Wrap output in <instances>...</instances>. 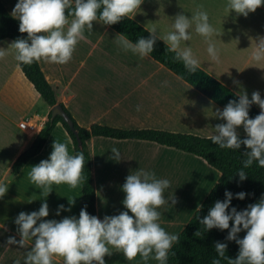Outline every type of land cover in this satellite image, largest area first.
Returning a JSON list of instances; mask_svg holds the SVG:
<instances>
[{
	"label": "crops",
	"instance_id": "1",
	"mask_svg": "<svg viewBox=\"0 0 264 264\" xmlns=\"http://www.w3.org/2000/svg\"><path fill=\"white\" fill-rule=\"evenodd\" d=\"M1 2L12 16L18 0ZM226 3L227 0H144L134 20L149 31L155 29L159 36L172 30L173 19L178 14L191 18L202 5L216 29L211 39L219 51V63L210 58L208 44L204 37L195 33L194 25L189 29L192 39L183 42L181 47H190L200 68L236 94L246 92L251 99L252 93L259 91L264 99V62L257 64L250 59L252 42L264 37V7L244 17L234 11L225 12ZM117 35L109 25L97 21L93 31L85 30L86 39L78 43L70 62L61 65L38 61L57 94L58 103L81 127L90 128L96 124L123 130L151 129L210 138L215 134L216 125L226 123L215 116L216 110H223L220 106L149 55L141 57L125 51L116 43ZM12 42L3 40L0 48L7 49ZM253 106L260 110L257 105ZM52 108L22 72L14 50H9L0 59V182L9 189L0 199V264H16V261L25 264L26 253L34 243L30 241L25 248L7 244L9 237L21 239L15 223L21 212L39 211L46 199L49 205L47 220L79 218L81 185L76 188L67 184L53 185L51 194L46 197L29 178L30 167L49 159L55 140L70 141L69 151L74 155L73 142L61 124L55 127L41 153L16 177H10L13 164L34 143ZM23 121L37 124V131L29 133L22 129ZM238 132L246 135L242 127ZM88 145L97 217L101 221L105 216L127 211L122 203L125 199L122 187L127 176L140 168L170 181V187L164 193L168 203L158 209L159 223L169 234L179 236L195 214L194 210H189L194 180H198L199 188H206L203 203L221 177L220 172L204 159L155 142L96 137L90 139ZM114 147L121 153L119 162L110 159ZM174 197L176 202L173 204ZM60 205L64 210H60ZM105 259L106 264H145L139 256L135 261H128L114 248ZM62 260L55 257L54 264H62ZM147 264L159 262L154 263L150 258Z\"/></svg>",
	"mask_w": 264,
	"mask_h": 264
},
{
	"label": "clouds",
	"instance_id": "2",
	"mask_svg": "<svg viewBox=\"0 0 264 264\" xmlns=\"http://www.w3.org/2000/svg\"><path fill=\"white\" fill-rule=\"evenodd\" d=\"M143 3L144 0H18L12 16L19 20V31L27 34V39L18 38L7 49L0 48V59L9 50H14L15 59L20 64L30 65L41 60L67 64L78 43L86 39L85 30L93 31L94 22L100 21L110 26L124 19L132 20ZM261 7H264V0H227L224 10L247 17ZM173 20L172 30L166 34L157 36V31L152 29L149 31L150 38L140 37L136 43L123 34H118L115 41L125 51L146 57L153 53L157 39L162 40L167 50L175 54L174 60L181 61L188 72L196 73L200 67L199 61L190 47H181L183 42L192 39L189 29L194 25L195 33L204 37L208 44L210 58L219 63V51L211 39L216 29L202 5L191 18L178 14ZM257 40H254V44L252 42L250 59L259 64L264 62V37ZM238 96V103L229 101L222 111H215L216 118L226 123L216 125L215 134L210 139L225 149L239 150L242 145L246 146L247 151L243 153L246 159L237 173L244 181L248 177L244 168H250L254 162L264 168V99L259 91H254L251 99L246 92L238 93ZM253 104L261 111L255 118H250L249 110ZM241 127L246 133L243 139L238 132ZM69 144L70 141L55 140L49 159L30 167L31 182L42 189L46 197L51 194L53 185L67 184L76 188L86 181L83 172L85 156L82 151L70 154ZM111 153L110 159L119 162V149L114 147ZM169 187L170 181L157 178L154 172L140 168L131 172L122 187L125 193L122 203L127 211L105 216L103 221L90 215L86 207L80 211L79 218L72 216L60 221L47 220L49 205L45 199L39 211L30 214L21 212L18 215L15 223L21 239L17 241L9 237L7 244L25 248L30 241H34L26 253L25 264H54L55 257L63 258L62 264H106L105 258L113 248L121 251L128 261H135L139 256L145 264L150 258L159 264H167L169 252L179 241L178 235L169 234L159 223L161 214L158 209L168 203L164 193ZM8 190V186L0 182V199ZM246 195L240 192L235 198L244 200ZM225 196L224 201L215 202L200 223L203 231L214 228L230 230L226 239L235 241L239 245V252L237 258H229L225 255L227 244L216 242L215 251L220 259H214L212 264H221V259H226L227 264H264V196L241 211L231 207V192L226 191ZM175 202L174 197L172 203ZM59 208L64 210L63 205ZM230 222H234L231 228ZM203 231H197L195 235L200 237ZM241 231L246 235L239 239ZM16 264L20 262L16 261Z\"/></svg>",
	"mask_w": 264,
	"mask_h": 264
},
{
	"label": "trees",
	"instance_id": "3",
	"mask_svg": "<svg viewBox=\"0 0 264 264\" xmlns=\"http://www.w3.org/2000/svg\"><path fill=\"white\" fill-rule=\"evenodd\" d=\"M110 27L118 34L126 35L133 43H136L140 37L145 39L151 37L149 30L147 31L145 27L134 19H124L118 24L110 25ZM18 38L27 39V34L20 33L19 20L10 15L0 0V42L6 39L15 41ZM174 55V53L167 50V46L162 40L157 39L154 51L149 56L222 109L225 108L229 101L235 100L237 103L239 102L238 94L232 89L200 67L196 73L188 72L181 61L174 60ZM20 68L50 107L61 105L64 108L73 121L76 133L71 130L68 123L62 117L57 116L52 120V114H50L48 121L34 143L13 164L10 172L11 178L16 177L31 159L41 153L55 127L61 124L73 142L74 155L82 151L85 156L86 163L83 172L86 181L81 185V210L86 207L90 215L97 217V196L88 145L90 139L104 137L117 140L133 139L150 141L193 154L204 159L209 166L219 171L221 177L193 218L180 233L179 241L174 244L169 252L167 264H212L214 259H220L215 251L216 242L227 244L225 255L232 259L237 258L239 245L235 241L226 239L230 230L221 231L214 228L210 231H203L200 220L208 215L209 210L214 206L216 201H224L226 199V191L233 194L231 207H235L238 211L246 209L248 205L258 202L264 196V168H260L257 162H254L250 168L243 169L248 175L246 180L241 181L237 175L238 171L243 168V161L246 159L243 154L247 151L246 146L242 145L239 150L225 149L214 144L210 138L151 129L123 130L96 124L90 128H83L76 122L68 110L58 103L57 94L48 82L39 62H34L30 65L20 64ZM259 113L260 110L252 105L249 110L250 118H255ZM240 137L243 139L246 136L240 135ZM78 139L81 140L82 146H79ZM240 192L247 194L244 200L235 198L236 194ZM231 207L229 208V213L231 212ZM233 223L230 222V228ZM197 231H203V235L197 237L195 235ZM245 235L246 232L241 231L238 234V238L242 239ZM221 264H227V260L221 259Z\"/></svg>",
	"mask_w": 264,
	"mask_h": 264
},
{
	"label": "rangeland",
	"instance_id": "4",
	"mask_svg": "<svg viewBox=\"0 0 264 264\" xmlns=\"http://www.w3.org/2000/svg\"><path fill=\"white\" fill-rule=\"evenodd\" d=\"M241 134H243V133H239V135H241ZM241 136H246V135H241ZM193 172H194V168H193ZM198 176H199V174H197V178H198ZM209 180H211V179H209ZM197 181L195 182V180H194L195 186H194L193 198H192V201L193 202H192L191 209H189V210H194L195 213L200 208V206L202 204L201 200H202V198H203V196L205 194V191H206V188L205 187L201 189V187L199 188L196 185L197 184ZM210 183H212V181ZM153 260H154V263H155L156 260L155 259H153Z\"/></svg>",
	"mask_w": 264,
	"mask_h": 264
},
{
	"label": "water",
	"instance_id": "5",
	"mask_svg": "<svg viewBox=\"0 0 264 264\" xmlns=\"http://www.w3.org/2000/svg\"><path fill=\"white\" fill-rule=\"evenodd\" d=\"M51 114H52V116H51L52 120L55 119V117H57V116L62 117L68 123L71 130L76 133V131L74 129L73 121L71 120L70 116L67 114V112L64 110V108L61 105L54 106L52 108ZM78 142H79V146H82L81 140L78 139Z\"/></svg>",
	"mask_w": 264,
	"mask_h": 264
},
{
	"label": "built area",
	"instance_id": "6",
	"mask_svg": "<svg viewBox=\"0 0 264 264\" xmlns=\"http://www.w3.org/2000/svg\"><path fill=\"white\" fill-rule=\"evenodd\" d=\"M21 128L27 130L29 133H34L38 129V125L34 123H30L27 121H23L21 123Z\"/></svg>",
	"mask_w": 264,
	"mask_h": 264
}]
</instances>
